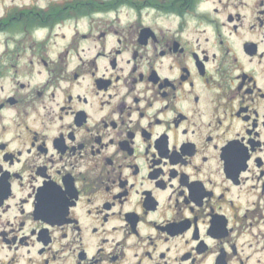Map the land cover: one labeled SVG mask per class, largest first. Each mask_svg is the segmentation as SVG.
I'll return each mask as SVG.
<instances>
[{
    "label": "flooded vegetation",
    "instance_id": "flooded-vegetation-1",
    "mask_svg": "<svg viewBox=\"0 0 264 264\" xmlns=\"http://www.w3.org/2000/svg\"><path fill=\"white\" fill-rule=\"evenodd\" d=\"M0 264H264V0H0Z\"/></svg>",
    "mask_w": 264,
    "mask_h": 264
}]
</instances>
